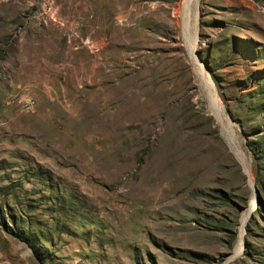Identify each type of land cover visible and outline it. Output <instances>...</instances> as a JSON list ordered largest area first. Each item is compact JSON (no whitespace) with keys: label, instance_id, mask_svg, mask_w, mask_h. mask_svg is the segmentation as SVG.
Here are the masks:
<instances>
[{"label":"rangeland","instance_id":"obj_1","mask_svg":"<svg viewBox=\"0 0 264 264\" xmlns=\"http://www.w3.org/2000/svg\"><path fill=\"white\" fill-rule=\"evenodd\" d=\"M263 151L264 0H0V264H264Z\"/></svg>","mask_w":264,"mask_h":264},{"label":"bare ground","instance_id":"obj_2","mask_svg":"<svg viewBox=\"0 0 264 264\" xmlns=\"http://www.w3.org/2000/svg\"><path fill=\"white\" fill-rule=\"evenodd\" d=\"M185 1L187 2V6H189L191 3V0H185ZM190 22H191L190 19H187V17L184 16V19L182 21L183 32L185 35L186 45L188 47L191 60L194 64V67L196 70V74H197V76L201 82V85L203 86V88L206 92V96H207L208 101H209V107H210L211 111L214 113L215 117L217 118L219 124L222 125L221 128H223L224 134H225L230 146L233 148V151L241 159V161L245 162L243 153L241 152V149L238 146L237 141L234 139L233 134L231 132L233 130H231L232 128L231 129L229 128V123L226 120V116L224 113V107L221 104L219 96L217 95V92H216V89L214 86V82H213L212 78L209 76V74L206 72L204 67L197 61V59L194 56V48H195V40L196 39L191 33L192 28H190ZM241 226H243V225H241ZM240 232H242V231H240ZM240 240H242V239H240ZM241 251H242V244L240 242H238V244L234 250V256L240 254Z\"/></svg>","mask_w":264,"mask_h":264},{"label":"trees","instance_id":"obj_3","mask_svg":"<svg viewBox=\"0 0 264 264\" xmlns=\"http://www.w3.org/2000/svg\"><path fill=\"white\" fill-rule=\"evenodd\" d=\"M255 152L258 154V151H256V149H255ZM262 153H264V151Z\"/></svg>","mask_w":264,"mask_h":264}]
</instances>
